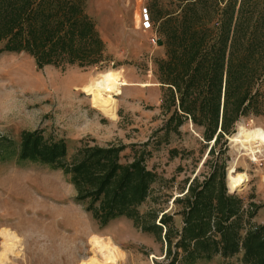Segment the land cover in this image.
Instances as JSON below:
<instances>
[{
    "label": "rangeland",
    "instance_id": "374dc122",
    "mask_svg": "<svg viewBox=\"0 0 264 264\" xmlns=\"http://www.w3.org/2000/svg\"><path fill=\"white\" fill-rule=\"evenodd\" d=\"M211 1L216 9L206 4L193 11L205 17L215 35L218 9L229 0ZM75 2L96 40L83 44L70 57L76 61L85 55V63L98 42L99 60L81 65L64 58L56 65L38 67L29 53L0 51V148L9 145L18 150L23 138L36 135L42 140L61 139L67 164L79 162L85 147L117 148L124 170L137 160L153 174V180L137 205V224L126 216L103 223L96 216L102 196L89 209L93 196L79 198L80 192L62 169L19 161L12 151L2 150L0 230L11 231L19 240L6 264H80L93 256L92 235L107 237L120 249L122 258L116 264H187L192 257L182 244V236L187 235L181 232L187 188L190 183H202L214 167L215 182H221L240 202L241 237L251 225L264 224V150L257 160L248 154L238 156L229 139L239 126L264 131V115L241 116L228 124L216 142V135L206 141L203 126L180 111L179 97L166 93L160 80L158 62L166 59L167 50L163 22L173 11L180 15L182 6L176 0ZM141 5L151 11L155 45L149 43L151 35L138 28ZM112 71L132 85L114 97L115 118L94 107L86 90L97 75ZM234 161L235 172L246 174L248 180L231 193L227 171ZM152 223L161 226L159 233L143 230ZM2 241L0 236V253ZM241 257L242 253L225 259L217 255L195 264H242Z\"/></svg>",
    "mask_w": 264,
    "mask_h": 264
},
{
    "label": "trees",
    "instance_id": "16d2710c",
    "mask_svg": "<svg viewBox=\"0 0 264 264\" xmlns=\"http://www.w3.org/2000/svg\"><path fill=\"white\" fill-rule=\"evenodd\" d=\"M176 1L182 13L171 12L162 26L167 50L166 59L158 62L160 80L166 85V93L179 97L180 111L203 126L205 140L216 135V142L228 124L241 116L264 115V0H229L218 9L215 35L205 17L193 11L206 4L216 9L214 2ZM75 3L0 0V51L29 53L38 67L56 65L64 58L69 64H95L100 58L97 41L85 63V55L76 61L70 57L83 44L89 46L88 42L96 40ZM2 150L5 154L12 151L19 161L62 169L80 192L79 198L93 196L89 209L102 196V209L96 216L103 223L126 216L137 224L136 208L144 200L153 174L137 160L124 170L118 162L117 148L85 147L76 164L64 162L66 148L61 139L25 137L18 150L9 145L0 148V154ZM209 153H213L211 149ZM215 168L202 183H190L187 188L181 232L187 235L182 236V244L192 258L186 263L242 253V264H264V224L254 228L251 225L241 237L244 227L240 202L221 182H215ZM153 229L159 233L161 226L152 223L143 227L144 231Z\"/></svg>",
    "mask_w": 264,
    "mask_h": 264
},
{
    "label": "bare ground",
    "instance_id": "6f19581e",
    "mask_svg": "<svg viewBox=\"0 0 264 264\" xmlns=\"http://www.w3.org/2000/svg\"><path fill=\"white\" fill-rule=\"evenodd\" d=\"M132 86L123 78L119 72H107L97 75L87 86L90 92L91 103L103 114L110 118H115L116 101L114 97L121 95L122 88ZM143 87L152 86L142 84ZM231 145L236 146L238 156L250 155L252 160H257L264 150V131L260 128H244L239 126L236 133L229 137ZM238 159V158H237ZM234 163L227 171L228 187L231 191H236L248 180L244 173H236ZM2 238V251L0 253V264H6L7 255L13 252L16 247L17 237L7 229L0 230ZM89 243L92 247L93 256L80 264H116L122 258L120 249L107 237L92 235ZM99 257V258H97Z\"/></svg>",
    "mask_w": 264,
    "mask_h": 264
},
{
    "label": "built area",
    "instance_id": "2783aa9c",
    "mask_svg": "<svg viewBox=\"0 0 264 264\" xmlns=\"http://www.w3.org/2000/svg\"><path fill=\"white\" fill-rule=\"evenodd\" d=\"M138 28L146 33L152 34L154 30L153 19L151 15L150 9L145 6L141 5L138 9ZM157 38L155 36H150L149 43L151 45H155Z\"/></svg>",
    "mask_w": 264,
    "mask_h": 264
},
{
    "label": "water",
    "instance_id": "95a60500",
    "mask_svg": "<svg viewBox=\"0 0 264 264\" xmlns=\"http://www.w3.org/2000/svg\"><path fill=\"white\" fill-rule=\"evenodd\" d=\"M234 191H231V193H233Z\"/></svg>",
    "mask_w": 264,
    "mask_h": 264
}]
</instances>
